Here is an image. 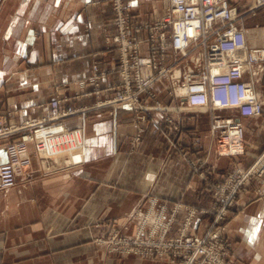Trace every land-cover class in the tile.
<instances>
[{
  "label": "crops",
  "instance_id": "obj_1",
  "mask_svg": "<svg viewBox=\"0 0 264 264\" xmlns=\"http://www.w3.org/2000/svg\"><path fill=\"white\" fill-rule=\"evenodd\" d=\"M249 2L231 0L233 12L244 15L242 33L228 45L232 60L264 47V8L246 14ZM169 4L127 0L138 22L166 16ZM116 30L111 0H0V121L43 116L58 95L63 104L87 109L40 130L22 155L15 184L0 189V264H170L110 251L96 237L133 236L140 228L146 236L178 201L210 208L207 177L225 176L239 161L249 166L264 151V114L218 110L245 127L242 153L220 155L212 111L180 103L165 81L153 85L156 97L145 109L97 105L120 79L118 50L109 40ZM95 66L106 71L102 90ZM245 78L264 101V70ZM168 116L180 122L179 131ZM7 143L0 141V164L9 160ZM238 205L225 227L234 264H264V174L253 177ZM184 216L180 209L168 236L180 233ZM212 218L199 212L191 231L203 232Z\"/></svg>",
  "mask_w": 264,
  "mask_h": 264
},
{
  "label": "built area",
  "instance_id": "obj_2",
  "mask_svg": "<svg viewBox=\"0 0 264 264\" xmlns=\"http://www.w3.org/2000/svg\"><path fill=\"white\" fill-rule=\"evenodd\" d=\"M112 3L117 30L109 40L118 50L120 79L106 88L114 94L98 100L97 105L130 104L136 110L145 109L156 97L153 85L165 81L166 89L180 103L212 111L211 130L217 137L220 155L242 153L243 122L233 114L217 111L233 109L239 116L264 114V101L253 83L245 78L249 72L255 76L263 72L264 47L250 48L245 58L231 59L228 45L242 33V15L233 12L231 0H169L166 16L148 22L135 20L127 0ZM262 7L264 0H251L246 14H255ZM142 32L145 38L140 37ZM105 76L106 71L95 66L94 82L99 90L103 89L100 80ZM85 111V106L63 104L58 95L43 116H30L15 123L0 121V141H8L9 155V160L0 164V189L7 190L15 184L18 166L26 161L22 155L40 130ZM167 121L174 131H179L178 120L168 116ZM235 143L240 144V149H233ZM174 146L179 148V144ZM263 174L264 151L248 167H237L224 182L207 177L214 196L209 209L199 211L178 201L170 218L162 224L159 221L148 235L142 234L143 228L132 237L115 233L109 241L110 249L143 257L167 256L172 264H230L232 249L224 222L234 214L239 196L250 180ZM180 209L185 210L180 234L168 237ZM199 212L214 214V219L198 234L191 230Z\"/></svg>",
  "mask_w": 264,
  "mask_h": 264
},
{
  "label": "rangeland",
  "instance_id": "obj_3",
  "mask_svg": "<svg viewBox=\"0 0 264 264\" xmlns=\"http://www.w3.org/2000/svg\"><path fill=\"white\" fill-rule=\"evenodd\" d=\"M112 1V0H111ZM250 2H251V0H250ZM250 2L248 3V6H247V8L246 9H248L249 8V5H250ZM113 4V3H112ZM262 8H264V7H262ZM259 10H261V8L259 9ZM259 10L257 11V12H259ZM256 12V13H257ZM250 15H254L253 13H249ZM242 16H244V15H242ZM174 99H175V97H174ZM240 166V161L238 162V164H237V166L234 168V170L237 168V167H239ZM246 167H248V166H246ZM233 170V171H234ZM233 171H231V172H233ZM231 172H229L228 174H226L225 176H221V177H219V178H217L216 176H210L209 177V179H211V181H221V182H224L225 181V179L227 178V176L231 173ZM251 181V180H250ZM250 183V182H249ZM249 183L247 184V187H246V190L248 189V185H249ZM211 190H212V192H211V195H212V203L214 202V196H213V188H211ZM246 190L244 191V192H246ZM241 194H243V192L241 193ZM241 196V195H240ZM239 196V197H240ZM239 200V199H238ZM211 203V204H212ZM207 209H209V208H207ZM240 209V206L238 205V202H237V205H236V208H234V214H236L237 212H238V210ZM199 211H202L203 209H198ZM203 214H209V213H203ZM234 214H232V215H230L227 219H226V221L224 222V230H225V232H226V229H225V227H226V223H227V221H228V219L231 217V216H233ZM212 216H213V218H212V220L214 219V214H212ZM109 225H111L109 222L108 223H102L101 224V227H107V226H109ZM113 225V224H112ZM207 226L208 225H206L205 226V228H204V230L207 228ZM194 227V226H193ZM193 227H192V229H193ZM169 231V230H168ZM139 232V230L136 232V234L135 235H137V233ZM204 232V231H203ZM115 233H119V231H115L114 233H111L110 235H106V236H103V235H101V236H99V237H96V240H98V242H100V243H102V244H105V245H107L108 246V250H110V251H112L111 249H110V239H111V237L115 234ZM168 233V232H167ZM194 233H202V232H194ZM180 234V233H179ZM178 234V235H179ZM121 235V234H120ZM135 235H133V236H135ZM226 235H227V233H226ZM121 236H127V235H121ZM168 236V235H167ZM177 236V235H176ZM228 236V235H227ZM129 237H132V236H129ZM168 237H170V236H168ZM172 237H174V236H172ZM228 238H229V236H228ZM229 244H230V246H231V249H232V251H231V257L229 258V260H230V264H234V256H233V253H234V246H233V243H232V241L230 240V238H229ZM116 252V251H115ZM117 253H119V254H122V253H120V252H117ZM135 255V254H134ZM138 256V255H137ZM140 257H143V256H140ZM144 258H157V259H166V260H169V258L167 257V256H162V257H150V256H147V257H144ZM169 262H170V264H172V262H171V260H169Z\"/></svg>",
  "mask_w": 264,
  "mask_h": 264
},
{
  "label": "bare ground",
  "instance_id": "obj_4",
  "mask_svg": "<svg viewBox=\"0 0 264 264\" xmlns=\"http://www.w3.org/2000/svg\"><path fill=\"white\" fill-rule=\"evenodd\" d=\"M233 149H235V150L240 149V144L235 143L234 146H233ZM231 150H232V149H231Z\"/></svg>",
  "mask_w": 264,
  "mask_h": 264
}]
</instances>
